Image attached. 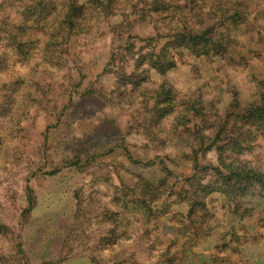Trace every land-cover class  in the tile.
<instances>
[{"label": "rangeland", "instance_id": "1", "mask_svg": "<svg viewBox=\"0 0 264 264\" xmlns=\"http://www.w3.org/2000/svg\"><path fill=\"white\" fill-rule=\"evenodd\" d=\"M0 264H264V0H0Z\"/></svg>", "mask_w": 264, "mask_h": 264}, {"label": "trees", "instance_id": "2", "mask_svg": "<svg viewBox=\"0 0 264 264\" xmlns=\"http://www.w3.org/2000/svg\"><path fill=\"white\" fill-rule=\"evenodd\" d=\"M169 66H172V65H169ZM154 67H156V65H155ZM157 69H158L159 71H162V67H158ZM159 166H161L162 169H166V168H165V165H164V162H162V161L159 162Z\"/></svg>", "mask_w": 264, "mask_h": 264}]
</instances>
